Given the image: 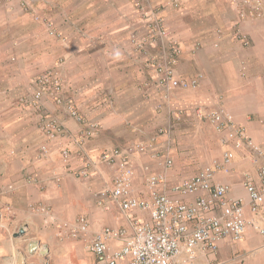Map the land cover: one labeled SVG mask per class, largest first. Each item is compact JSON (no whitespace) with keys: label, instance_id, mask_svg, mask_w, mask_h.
Returning <instances> with one entry per match:
<instances>
[{"label":"crops","instance_id":"obj_1","mask_svg":"<svg viewBox=\"0 0 264 264\" xmlns=\"http://www.w3.org/2000/svg\"><path fill=\"white\" fill-rule=\"evenodd\" d=\"M135 1L120 4V25L111 24L112 30L106 36L109 49L99 47L104 30L96 26L88 25L89 32L72 36L78 41L75 46L78 48L61 61L59 71L63 73L66 64L72 66L68 73L78 74L75 77H78V84L63 83L66 99L72 100L80 116L89 115L93 121L117 120L120 116L125 120L124 115L134 116L138 109L132 108L133 98L125 89L127 83L122 86L113 84L116 78L114 69L119 66L113 63L126 61L128 72L133 73L129 75L131 92L136 89L135 75L138 85L144 83V88H156L160 92L158 97L148 93L143 98L156 110L147 113L146 118L142 113V119L137 123L126 118L130 131L127 128L128 133H117V137L135 138L130 141L133 145L122 148L135 172L134 195L140 199L149 198L146 183L149 175L166 173L169 190L173 185L194 177L213 161L222 160L225 153L233 152L228 171L217 173L215 183L228 185L231 197L242 198L248 204L245 181L251 177L259 182L258 169L264 164V157L255 162L247 148L236 149L230 143L224 144V134L215 132L203 114L218 107L224 108L264 151V20L241 19L239 13L243 7L238 3L241 0H180L178 8L172 5L173 0H143L157 11L172 34L171 40L177 41L184 50V60L179 64L177 76L191 79L203 75L199 88H176L166 94L153 85L159 79L149 62L153 58L143 59L135 55L130 44L128 26L134 29L137 23V14L133 13L138 9ZM128 12L132 14L128 15ZM84 27L87 26L84 24ZM244 41L249 42V46H245ZM157 61L163 62L162 59ZM104 71L110 73L109 81L101 85L95 74ZM191 71L194 74L188 77ZM22 84V81L0 82V204H9L13 210L8 230L0 229V264H96L95 256L87 247L96 233L106 227L132 232L133 220L149 221L150 214L143 211L126 213L112 197L99 205V195L112 188L115 169L100 163L88 172V178L82 177L81 171L85 159L95 155L99 159L104 152L116 148L115 142H111L112 147L98 148H91L86 139L73 142L71 136L79 138L87 127L58 106L52 95L44 98V114L58 118L65 134L52 141L50 160L40 158V149L45 142L38 128L42 116L29 108L18 111L17 95L26 93L19 88ZM35 86L26 97L33 96L38 88L37 80ZM101 88L115 90L116 98L108 102V98L100 93ZM109 103L111 106L108 107ZM93 104L96 115L91 114ZM184 120V129L180 131L177 121ZM106 126L103 124L104 128ZM191 126V130L186 129ZM162 128L163 134L159 133ZM189 131L194 134L182 135ZM201 131H207L206 137L194 139L193 136H199ZM68 147L70 152L75 149L78 152L74 157L71 155L74 152H69L70 160L63 161V150ZM183 152L190 153V160L194 159V163L185 162ZM167 157L174 162L170 169L161 165ZM195 199L196 196L186 200ZM34 204L49 207L52 215L63 222L86 217L90 222L89 234L82 240L59 238L56 225L50 223V218L37 213L32 208ZM245 213L247 218L254 217L248 206ZM257 225L264 227V222L258 218ZM122 244L117 237L111 242L114 249L121 248ZM195 264H264L263 238L257 229L249 227L241 242L225 240L216 253L199 250Z\"/></svg>","mask_w":264,"mask_h":264},{"label":"built area","instance_id":"obj_2","mask_svg":"<svg viewBox=\"0 0 264 264\" xmlns=\"http://www.w3.org/2000/svg\"><path fill=\"white\" fill-rule=\"evenodd\" d=\"M138 10L145 12L148 26V37L139 39L135 36L131 42L136 53H141L146 47V41H154L161 46L164 60L159 63L156 58L151 65L159 75L157 86L169 94L176 88H199L203 75L195 78L184 79L176 74V64L181 55V48L176 41H172L169 31L162 24L163 20L155 10H146L142 0L135 1ZM243 7L240 18L247 17L256 20H264L263 0H241L238 2ZM175 8L180 5V0H173ZM245 46L249 42L244 41ZM168 49H165V47ZM37 89L26 104L35 109L42 116L40 131L46 137V142L41 146L40 158L50 157L49 141H54L58 136L65 134L64 126L54 117L44 114V98L52 95L58 106H62L69 115L87 128L77 138H94L98 135L99 125L87 122L80 116L74 107L72 100L66 99L64 86L58 74L49 71L38 77ZM168 95H166V98ZM202 116V114H200ZM215 132L224 134L222 142L232 144L236 149L247 148L258 162L264 157V151L248 135L244 126L236 124L234 117L224 108L218 107L203 114ZM159 133H164L160 130ZM154 141V140H153ZM143 147V146H140ZM63 157L67 161L69 152L63 151ZM234 158L233 152H227L222 160H215L205 166L194 177L183 180L173 185L168 190L167 174L149 175L146 179L150 196L140 199L134 195L133 184L135 172L130 166L126 152L114 148L104 152L99 162L93 159H85L84 169L81 175L88 178L90 172L98 163L106 164L115 169V179L112 188L103 191L99 196V205L109 197L119 202L121 209L126 212L143 211L150 214L149 221L133 220V230L113 229L106 227L96 233L89 241L88 250L96 259V264H195L199 250L207 253H216L219 245L225 240L241 242L245 239L249 227L258 230L264 242V227L258 226V218L264 222V164L258 169L259 182L251 177L245 181L249 202L242 198L230 196L231 188L225 184L215 183L216 174L228 171L227 166ZM174 162L167 157L161 165L170 169ZM32 180V178H31ZM33 181V180H32ZM31 182V181H30ZM194 201L187 198L195 197ZM249 207L253 218H247L245 209ZM32 208L39 214L50 218V223L55 224L59 230L61 239L82 240L90 232V222L86 217H79L74 222H63L52 215L51 209L42 204H34ZM12 208L9 205H0V228L8 230L12 217ZM123 241L121 248L114 249L111 246L113 238ZM13 264V263H10Z\"/></svg>","mask_w":264,"mask_h":264},{"label":"rangeland","instance_id":"obj_3","mask_svg":"<svg viewBox=\"0 0 264 264\" xmlns=\"http://www.w3.org/2000/svg\"><path fill=\"white\" fill-rule=\"evenodd\" d=\"M124 1L130 0H37V2L36 0H0V82H3L4 84L8 82H24V84L19 85V88L24 89L26 93L23 95H17L19 99L18 111H23L26 110V108H29L35 112V109L26 104V100H30L32 96H26L30 95L34 91L33 89L36 87L35 81L37 78L46 72L53 71L55 74H58L62 82L65 84H67L66 82L78 84L76 80L78 77L75 78L78 76V74L68 73L72 66L69 67V65L66 64V70L63 69V73L59 71V67H61V61H63V59L68 56L69 52L73 53L72 50L78 48V46L75 47L78 44V41L73 40L72 36L76 37L78 34L89 32L88 25L96 26L100 28V30H104L99 40V43L101 44L99 47L104 49L106 48L107 50L109 43L108 40H106V36L109 34L110 30H112L111 24H117L115 26L120 25V23L118 24V15H121L122 13L120 14L121 9L119 6ZM142 3L147 7L146 10L150 9L146 1L142 0ZM134 11L136 13H134ZM155 12L157 11L155 10ZM133 13L137 14L136 27H134V29H130L129 25L128 32H131L130 44L133 48L134 54L143 57V59L150 57L154 60L156 57L157 60H164L161 46L154 41H149V39L144 45L146 48L141 53L135 52L131 42L132 38L135 36L139 39H146L148 37L149 29L146 22L147 18L145 17V12L136 9L133 10ZM130 14L132 13L128 12V15ZM84 24L87 26L86 28L84 27ZM162 24L171 34L165 21ZM165 49H168V47L166 46ZM181 49L182 53L178 58L175 67L177 73L180 62L184 60V50L182 47ZM113 64L115 66L119 64V66L115 67L114 69L115 72L113 76H116V78L113 79V84L118 83V86H122V84L127 83V87L125 88L126 93L129 94L130 98H133L131 99V103H133L132 108L138 109V111L134 114V116L124 115L125 120H123L120 116L117 120L112 119L107 121L104 120L103 122H97L89 119V115H87V117L85 116L84 118L87 120V122H89V124L96 123L99 125L98 135L94 138L86 139L85 141L86 143L89 142V144H91V148H98L100 146L108 147L111 146V142H115V144H113L114 147L119 149L127 147L129 144L133 145L130 141L135 138L117 137V133H128L127 128L130 131V127H127L129 122L126 118H130L132 119L133 123H137L142 119V113L146 118L147 113L156 110L155 106L148 104L146 99H143L144 96H148V93L154 97L160 96V92H158L156 88L154 90H149L148 88L146 89L143 87L144 83H142V85H138L137 75H135L137 78L136 81H133L136 89H134V93L131 92L129 87V81L131 79L129 75H133V73L128 72L129 64L126 63V61H119ZM193 74L194 72L191 71L190 74L187 75L190 77ZM90 75L93 76V74ZM95 75L97 79L101 80V85H104V82L105 84L108 83L109 79H107V77L110 75L109 72L104 71L103 73ZM69 76L72 81L69 79ZM153 85L154 87H157V84L153 83ZM100 90V93H103V95L108 98V102H110L114 97L116 98V96H114L115 90H104L102 88ZM20 100H22L23 108L20 107ZM134 100L137 102L134 103ZM154 101L156 102L155 99ZM109 106H111L110 103L108 104V107ZM123 106L125 107V105ZM91 107L94 109L91 114L96 115L95 105L93 104ZM121 112L123 113V111ZM21 113L23 114V112ZM187 116L189 115H186V117ZM54 118L56 117L54 116ZM56 119L59 121L58 118ZM182 122H184L183 125ZM102 123L105 125L107 124L108 126L104 128ZM178 124H180V126ZM184 124L185 120L180 122L177 121V128L180 131L183 130ZM38 128L39 133L41 134L40 125ZM105 129L108 130L105 131ZM186 129L191 130L192 126L190 128L186 127ZM192 132L194 134V131H189L182 135L184 136L186 134H191ZM206 133L207 131H201L199 136H193V138L198 140L202 139L203 137H206ZM112 134L114 136H112ZM176 137L180 136L176 135ZM77 138L78 137L71 136L73 142L77 141ZM43 139H45L43 144L47 143L46 137L43 136ZM48 143L50 147L52 142L49 141ZM65 150L70 152L69 147ZM75 150H71L70 152H74L71 154L73 157L78 152L77 149ZM182 156L184 157L185 162L192 161V163H194V159L190 160V153L183 152ZM92 157L93 158L90 159L99 162V159L96 158V155ZM50 159L51 154L50 157L45 158L46 161ZM187 159H189V161H186ZM63 161H65L64 157ZM3 205L4 204L1 206ZM5 205L7 206L9 204ZM0 229L7 230L5 228ZM239 262H241V258Z\"/></svg>","mask_w":264,"mask_h":264},{"label":"clouds","instance_id":"obj_4","mask_svg":"<svg viewBox=\"0 0 264 264\" xmlns=\"http://www.w3.org/2000/svg\"><path fill=\"white\" fill-rule=\"evenodd\" d=\"M179 45V44H178ZM180 46V45H179ZM180 48H181V46H180ZM182 50V49H181ZM38 79V78H37ZM61 79V78H60ZM63 83V82H62ZM157 84V83H156ZM63 86H64V84H63ZM64 94H65V89H64Z\"/></svg>","mask_w":264,"mask_h":264}]
</instances>
